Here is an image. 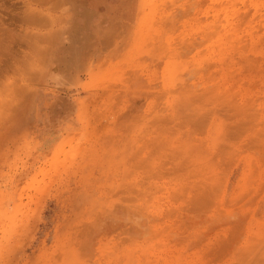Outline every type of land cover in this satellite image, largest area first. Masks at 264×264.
I'll return each instance as SVG.
<instances>
[{"label":"rangeland","instance_id":"obj_1","mask_svg":"<svg viewBox=\"0 0 264 264\" xmlns=\"http://www.w3.org/2000/svg\"><path fill=\"white\" fill-rule=\"evenodd\" d=\"M0 103V264H264V0H0Z\"/></svg>","mask_w":264,"mask_h":264},{"label":"bare ground","instance_id":"obj_2","mask_svg":"<svg viewBox=\"0 0 264 264\" xmlns=\"http://www.w3.org/2000/svg\"><path fill=\"white\" fill-rule=\"evenodd\" d=\"M47 6H48V5H47ZM43 38H44V37H43ZM48 57H50V54H49ZM69 57H70V55H69ZM24 100H25V99H24ZM21 102H23V101H21ZM1 103H4V102L1 101ZM1 103H0V104H1ZM25 103H26V101H25ZM4 105H5V104H4ZM25 105H26V104H25ZM6 107H7V105H5V108H6ZM9 107H10V105H9ZM16 107H17V106H16ZM16 107H15V109H16ZM7 108H8V107H7ZM15 109H14V110H15ZM21 111H22V109H21ZM9 112H10V111H9ZM14 113H15V111H14ZM12 115H14V114H11L10 116H12ZM16 116H18V115H16ZM16 116H15V115L12 116V117H11V120H12L13 117H16ZM19 116H21V115H19ZM9 119H10V118H9ZM6 122H8V121H6ZM4 123H5V122H4ZM5 124H6V123H5ZM9 124H10V123H9ZM6 125L9 126L8 123H7ZM6 125H5V126H6ZM10 125H11V124H10ZM14 125H15V124H14ZM14 125H13V127H14ZM11 126H12V125H11ZM3 127H4V125H3ZM9 130H10V129H9ZM2 133H3V132H2Z\"/></svg>","mask_w":264,"mask_h":264}]
</instances>
